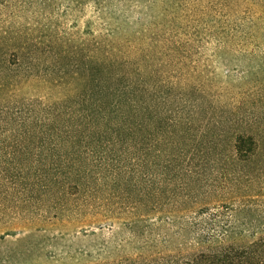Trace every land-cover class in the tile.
<instances>
[{
	"label": "trees",
	"instance_id": "1",
	"mask_svg": "<svg viewBox=\"0 0 264 264\" xmlns=\"http://www.w3.org/2000/svg\"><path fill=\"white\" fill-rule=\"evenodd\" d=\"M32 53L27 36L0 41V217L79 197L153 213L160 194L184 217L216 187L254 184L255 173H229V165L264 155V111L213 104L194 88L106 60L74 64L83 81L56 99L4 95L37 72ZM250 201L198 208L181 228L192 247L150 264H264V201Z\"/></svg>",
	"mask_w": 264,
	"mask_h": 264
},
{
	"label": "rangeland",
	"instance_id": "2",
	"mask_svg": "<svg viewBox=\"0 0 264 264\" xmlns=\"http://www.w3.org/2000/svg\"><path fill=\"white\" fill-rule=\"evenodd\" d=\"M20 36L30 39L37 72L30 81L10 84L4 95L56 99L71 93L69 82L83 81L74 64L106 60L194 88L213 104L241 101L264 111V0H0V41ZM50 81L57 85L48 87ZM263 158L221 161L229 173H255L254 184L245 179L240 187H216L184 217L162 194L153 213L132 203L85 204L79 197L63 201L62 209L32 206L1 216L0 264H150L186 251L194 236L181 228L189 227L198 208L241 198L255 199L253 207L264 201Z\"/></svg>",
	"mask_w": 264,
	"mask_h": 264
}]
</instances>
